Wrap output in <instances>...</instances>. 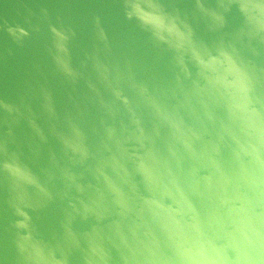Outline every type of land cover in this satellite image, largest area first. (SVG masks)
<instances>
[{
    "label": "water",
    "instance_id": "obj_1",
    "mask_svg": "<svg viewBox=\"0 0 264 264\" xmlns=\"http://www.w3.org/2000/svg\"><path fill=\"white\" fill-rule=\"evenodd\" d=\"M0 264H264V0H0Z\"/></svg>",
    "mask_w": 264,
    "mask_h": 264
}]
</instances>
